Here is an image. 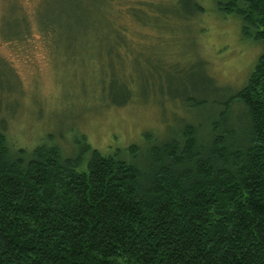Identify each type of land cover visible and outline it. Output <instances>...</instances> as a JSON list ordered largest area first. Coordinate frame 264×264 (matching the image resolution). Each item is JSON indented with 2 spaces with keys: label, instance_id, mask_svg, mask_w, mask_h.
<instances>
[{
  "label": "trees",
  "instance_id": "obj_1",
  "mask_svg": "<svg viewBox=\"0 0 264 264\" xmlns=\"http://www.w3.org/2000/svg\"><path fill=\"white\" fill-rule=\"evenodd\" d=\"M214 1L264 44V0ZM9 2L3 41L35 28L50 40L71 23L118 47L138 36L135 23L159 29L205 11L198 0H36L32 13ZM216 91L208 121L154 137L142 160L104 154L86 135L76 156L54 144L16 150L0 129V264H264V52L241 89Z\"/></svg>",
  "mask_w": 264,
  "mask_h": 264
},
{
  "label": "rangeland",
  "instance_id": "obj_2",
  "mask_svg": "<svg viewBox=\"0 0 264 264\" xmlns=\"http://www.w3.org/2000/svg\"><path fill=\"white\" fill-rule=\"evenodd\" d=\"M198 1L205 11L194 19L164 18L159 29L144 30L132 22L138 36L126 37L123 47L104 32L88 34V26L71 30V23L58 25L50 40L36 28L24 41L0 37V129L6 127L10 145L54 144L69 157L86 135L104 154L122 149L142 160L155 138L208 121L216 87L241 89L264 44L245 38L241 19L220 12L214 0ZM24 2L32 13L36 0ZM0 6L6 13L11 3ZM127 95L129 102L114 105ZM131 145H139V154L130 153Z\"/></svg>",
  "mask_w": 264,
  "mask_h": 264
}]
</instances>
